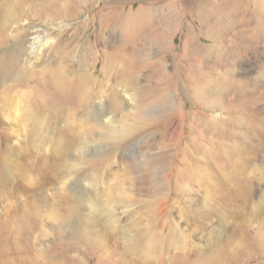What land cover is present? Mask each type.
Instances as JSON below:
<instances>
[{
  "label": "rangeland",
  "instance_id": "1",
  "mask_svg": "<svg viewBox=\"0 0 264 264\" xmlns=\"http://www.w3.org/2000/svg\"><path fill=\"white\" fill-rule=\"evenodd\" d=\"M37 1L29 13L30 0L6 2L12 28H55L41 56L26 52L28 75L63 65L114 85L103 72L125 40L113 21L139 13L150 20L148 34L166 30L162 72L173 86L165 106L146 69L128 89L134 99L120 83L111 115L119 129L133 125L120 139L68 143L76 119L60 114L61 153L40 149L13 121L14 106L33 101L36 82L0 75V264H264V0ZM15 33L0 42V63L19 49ZM129 161L137 163L131 175ZM93 178L126 209L120 226L143 231L133 232V245L105 224L91 226L83 199Z\"/></svg>",
  "mask_w": 264,
  "mask_h": 264
},
{
  "label": "bare ground",
  "instance_id": "2",
  "mask_svg": "<svg viewBox=\"0 0 264 264\" xmlns=\"http://www.w3.org/2000/svg\"><path fill=\"white\" fill-rule=\"evenodd\" d=\"M7 1L0 0V42L7 40L10 38V35L16 32L12 38L15 40L14 44L19 49L12 53L11 56L9 55L8 60L3 59V63H0V75L2 78L11 77L12 79H17L21 84L30 81L36 82L37 87L33 101L25 109L19 104L15 105L13 108V121L16 122L17 127L25 134L24 138L33 142L40 149H45L46 145L51 144L56 151H61V153L65 151L62 142L66 139H63V136L57 133L56 125L60 119L59 115L68 112H72V117L76 119L74 127L78 132L74 140H67L68 143L73 144V142L77 141L79 145L84 146L90 143L91 140L95 142L101 140L110 141L115 138L120 139L119 137H123L124 135L126 136L127 133L132 131L133 125L131 127L125 123L119 129L111 115V109H116L119 104V101L116 100V91L120 83L123 86V91L134 99V95L129 93L128 89L132 85L138 84L136 73L141 69L149 71V76L151 75L154 78V84L157 86L154 98L157 99V103L159 102L160 105L166 106L170 101L171 95L169 90L173 84L167 80L169 75L162 72L166 57L164 48L167 36L164 31L166 30L161 32L163 34L155 35V31L148 34L147 24L150 20L146 17L139 16V13H123L117 15L115 20L113 18L114 24L122 30L123 39L125 40V45L119 48L113 55L114 57L108 60L103 72V76L110 74V77L116 78L114 85L107 84V80H101L93 76L94 73L92 71H79L72 74V69L63 65L54 66L55 68L51 69L48 74L36 77L35 79V77L28 75L29 65L27 61L31 58H27L26 52L33 53L35 55L33 58L41 56L43 48L52 42L51 31L55 28L51 26L39 27L38 25H29L25 28L15 26L12 28L11 21L15 15L13 13L14 8L10 4H6ZM30 1L31 4L25 8V13H29L31 6L34 8L38 3L37 0ZM168 18L170 19V17L162 19V22L168 21ZM8 29L11 34L5 35L4 32ZM14 29L16 31H13ZM26 30L30 33H27ZM30 36L31 38L28 39ZM215 47H218V45ZM246 49L247 47H242L243 53H246ZM149 53H153V55L148 58L146 55ZM14 54H21L20 60L14 58ZM215 55L223 58L226 54L217 48ZM107 57L109 58V55ZM110 69L112 71L108 73ZM137 79L139 80L138 76ZM48 94H52V96L49 98ZM98 117L99 120H96ZM95 120L98 122L97 125L101 124V131L95 132L92 128L95 125ZM9 129L11 130V128ZM69 130H72V128H69ZM15 132V136L17 137L19 132ZM94 135L97 137H93ZM12 136L14 137V135ZM18 143L19 141H17ZM116 144H120V141ZM113 162L114 160L109 162L110 166H112ZM123 163L125 173L129 175L133 174L137 163L130 161ZM76 169L78 171L81 170L80 167ZM97 178H100V176L98 175ZM89 181L90 188L83 200L86 202L88 210L86 215H88L90 222H93L91 226L99 227L105 224L110 231L118 234V237L123 240L124 244L133 245V242H135V234L133 232L142 233L143 231L136 224L131 225L132 231L123 225L120 226V216L118 214H126L124 206L111 200L109 192L105 187L101 186L98 179L93 178L89 179ZM98 213L105 215L104 222L97 223L98 219L96 215ZM82 229L80 228V230ZM85 232L83 229L82 235H85ZM96 235L98 236V233ZM90 236L86 234L84 237ZM146 244L155 246L151 239H147ZM196 261L197 264H201L200 261ZM140 263L162 264L163 260L159 258L158 260L152 259ZM214 264L225 263L223 260H216ZM255 264L259 263L256 262Z\"/></svg>",
  "mask_w": 264,
  "mask_h": 264
}]
</instances>
